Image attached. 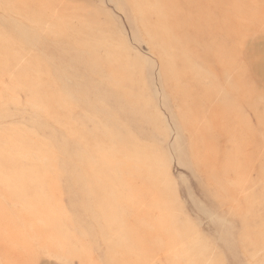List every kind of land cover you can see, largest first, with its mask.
I'll use <instances>...</instances> for the list:
<instances>
[{
    "label": "rangeland",
    "instance_id": "obj_1",
    "mask_svg": "<svg viewBox=\"0 0 264 264\" xmlns=\"http://www.w3.org/2000/svg\"><path fill=\"white\" fill-rule=\"evenodd\" d=\"M264 0H0V264H264Z\"/></svg>",
    "mask_w": 264,
    "mask_h": 264
},
{
    "label": "bare ground",
    "instance_id": "obj_2",
    "mask_svg": "<svg viewBox=\"0 0 264 264\" xmlns=\"http://www.w3.org/2000/svg\"><path fill=\"white\" fill-rule=\"evenodd\" d=\"M261 67H264V65L262 64Z\"/></svg>",
    "mask_w": 264,
    "mask_h": 264
}]
</instances>
